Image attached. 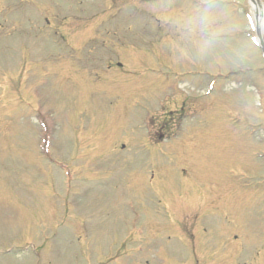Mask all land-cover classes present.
<instances>
[{
  "label": "rangeland",
  "instance_id": "1",
  "mask_svg": "<svg viewBox=\"0 0 264 264\" xmlns=\"http://www.w3.org/2000/svg\"><path fill=\"white\" fill-rule=\"evenodd\" d=\"M244 11L0 0V264H264V60Z\"/></svg>",
  "mask_w": 264,
  "mask_h": 264
},
{
  "label": "bare ground",
  "instance_id": "2",
  "mask_svg": "<svg viewBox=\"0 0 264 264\" xmlns=\"http://www.w3.org/2000/svg\"><path fill=\"white\" fill-rule=\"evenodd\" d=\"M251 4L253 6L254 11H257L258 5L255 4V1L251 0Z\"/></svg>",
  "mask_w": 264,
  "mask_h": 264
}]
</instances>
